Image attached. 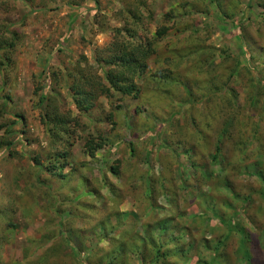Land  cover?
Wrapping results in <instances>:
<instances>
[{
  "label": "rangeland",
  "instance_id": "374dc122",
  "mask_svg": "<svg viewBox=\"0 0 264 264\" xmlns=\"http://www.w3.org/2000/svg\"><path fill=\"white\" fill-rule=\"evenodd\" d=\"M0 128V264H264V0H0Z\"/></svg>",
  "mask_w": 264,
  "mask_h": 264
},
{
  "label": "trees",
  "instance_id": "16d2710c",
  "mask_svg": "<svg viewBox=\"0 0 264 264\" xmlns=\"http://www.w3.org/2000/svg\"><path fill=\"white\" fill-rule=\"evenodd\" d=\"M96 8L98 9V5L96 6ZM121 33V31H119ZM116 37V36H115ZM152 43L150 44H136V45H133L132 48L128 47L125 43H123V41H115L113 42L111 45H109L108 49L111 50V52H121V51H125V50H129L130 52L133 53L134 57L138 58V61L137 62H134V64H126L124 65L125 63H123L122 66H119V72L120 74L124 75V78L121 77L119 74L115 77V82H111L110 84L112 86H114L116 88V90L120 91L121 93H130L133 94V88L135 87V78L136 77H139L141 76L144 72H145V69H146V63L147 61L149 60L150 58V54L152 53ZM3 64H4V60H3ZM122 70V71H121ZM114 72H108L107 73V77L108 79H111L112 81V74ZM126 85L124 87H128V89L126 88H122V85ZM129 85V86H128ZM124 90V91H123ZM47 99V93L46 92H43L40 96V103H44ZM6 132L2 131L1 128H0V151L4 148V150L6 151H9L10 148L14 145V142L12 141H8L6 139H4V137H1V135L7 133V130H5ZM9 131V130H8ZM5 140V141H4ZM101 146V144L98 146V148ZM86 147L89 149V151H91V154L94 156V153H95V148L93 146V143L91 142H88L86 143ZM61 157L65 158L64 154L61 155ZM217 156H215L216 158ZM39 168H42L41 165H37ZM50 173L54 174L55 173V170H53L51 172L50 170ZM176 193V192H175ZM172 196V198L175 200L176 198V195ZM150 201H152L150 199ZM174 204V203H173ZM176 211L178 209L177 205L175 206ZM229 227L232 228V226L234 227V221L233 220H230L229 222H227ZM159 226V225H158ZM157 226V227H158ZM156 227V229H157ZM64 242L66 243L65 246L67 247L68 244H69V240L68 239H65ZM240 242L242 243L241 244V247L244 248L243 252L245 254V258L248 259V258H251V254H249V250L248 248H246V244H247V241L245 239H241ZM227 243L228 241L224 242V241H219L218 243V246L215 247V252H219V250H221L223 247H227ZM64 249L61 251V252H56L53 257H56L58 254V256H62L61 254L64 253ZM179 252H181L179 250ZM139 253V252H138ZM141 257H146L145 255L139 253L137 254ZM72 257V258H71ZM71 259H73V261L77 264H82L75 256V254H73L72 256H70ZM1 262V261H0ZM49 264V262H48ZM197 264H201V262H198Z\"/></svg>",
  "mask_w": 264,
  "mask_h": 264
}]
</instances>
